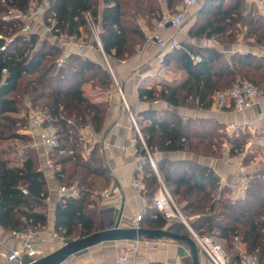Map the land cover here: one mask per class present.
Returning <instances> with one entry per match:
<instances>
[{
	"label": "trees",
	"instance_id": "obj_1",
	"mask_svg": "<svg viewBox=\"0 0 264 264\" xmlns=\"http://www.w3.org/2000/svg\"><path fill=\"white\" fill-rule=\"evenodd\" d=\"M5 1L0 0V46L3 42L1 36L15 35L21 28L20 22L4 18L7 7L13 5L26 9L30 3V0ZM179 1L165 0L167 9L176 8ZM50 2V9L44 17L52 28V35L84 41L85 34H91L86 18L90 13L100 27L102 47L110 61H123L133 56L146 40L140 20L154 29L163 13L162 0ZM223 5L224 0L214 8L217 31L236 29L239 23L242 28L247 27V38L255 37L256 41L264 42V15L254 13L252 9L245 14V0H236L226 11L222 10ZM208 21L209 25L215 26L210 18ZM38 35L36 32L28 38L17 35L7 50L0 52V143L26 140L19 131L29 122L28 117L17 116L26 110V100L34 108L46 110L49 124L56 127L59 138V145L50 152L52 164L57 168L56 178L61 186L76 184L81 190L79 198L62 197L56 208L55 230L72 241L103 230L99 227L97 208L91 207L96 202L92 196H99L102 188L99 182L107 186L110 180L99 144L89 148L82 135L87 128L93 133H102L109 103L91 101L83 86L89 83L95 90L107 89L114 85V78L102 63L78 53L69 54L65 65L58 67L64 49ZM93 43L98 48L97 43ZM191 53L200 55L202 60L194 61ZM166 64L167 68L184 71L187 78L181 84L163 85L161 89L141 87L139 99L163 100L173 106L194 102L208 109L214 104L215 94L228 90L238 78L251 80L259 90L264 88V56L253 53L229 57L217 51L200 54L181 43L180 48L167 55ZM5 68L6 74L3 72ZM141 116L144 123L139 122L140 130L153 158L157 152L180 151L219 157L223 155L225 143L231 156H239L252 138L250 132L243 130L230 135L224 129L225 125L213 121H184L182 116L169 110L162 114L148 110ZM137 148L145 158L142 192L149 202L142 215L141 227L164 229L170 221L157 210L154 202L161 183L139 137ZM0 149V227L8 232L23 231L30 226L36 229L47 227L45 202L49 186L38 164L36 151L28 147L23 161L13 163L4 157L6 150ZM254 156L253 153L247 154L244 164L249 165ZM157 169L195 232L227 245L228 252L234 249L232 242L239 236L246 249L264 264V170L249 174L247 195L233 200L231 191L222 186L215 170L192 159L158 160ZM23 189H27L28 194H24ZM170 230L192 237L187 226L177 220L171 222ZM236 258L238 260L237 254ZM185 264L193 263L186 258Z\"/></svg>",
	"mask_w": 264,
	"mask_h": 264
},
{
	"label": "crops",
	"instance_id": "obj_2",
	"mask_svg": "<svg viewBox=\"0 0 264 264\" xmlns=\"http://www.w3.org/2000/svg\"><path fill=\"white\" fill-rule=\"evenodd\" d=\"M221 1L222 0H203L199 6L190 9V13L180 32H177L173 28H167L161 32L160 36L166 40L175 36L180 43L192 47L200 54L217 51L225 54L227 57L234 54L246 53L264 56V42L256 41L255 37L247 38V27L242 28V26L237 23L236 29H231L229 27L230 29L224 32L216 30L215 22L217 19L215 20L214 8H217ZM235 1L236 0H224L222 10L226 11L228 7L232 8ZM162 9L164 12L168 10L165 0H162ZM251 9L254 13L264 15V0H245V14L251 11ZM209 18L214 22L215 26L208 24ZM140 24L146 34V40L137 48V52L133 56L123 61L113 60V67L111 66L116 80L122 88L129 111L125 108L124 102L118 94L113 101L110 102L108 100L106 93L108 88L95 90L89 83L83 86L85 95L91 101L109 103L103 131L102 133L95 134L98 139H106L109 142L108 149L105 152H100L107 164L110 180L107 186H103L101 182L98 184L99 187H102L100 190L117 187L119 192L115 199L113 198L112 201L107 200V202H104L106 200H103L100 196H92V200L96 202L91 205V207L94 208L95 206L97 208L98 217L102 223L100 227L103 229L114 226L120 217L123 218L121 220V226H128L132 217L135 214H144L149 204L147 197H145L142 192L145 184L143 183L142 190H138L133 184L136 179L142 180L145 158L139 153L137 148L138 142H134L139 136L131 121V114L138 122V126L139 122L144 123L141 116L143 112L154 110L162 114L164 111L169 110L182 116L184 121L188 119L190 121L192 120L193 123L199 121H213L225 125L224 129L230 135L240 130L251 133L252 143H249L243 151L242 154L244 157H241L242 154L234 157L231 156L229 147L225 148L223 144V155L216 158L195 155L189 151L157 152L155 158L151 156L156 164L158 160L162 159H192L199 164L213 168L220 176L221 183L224 182L226 184L238 181L241 178H247L249 174L264 170V130L262 128L264 123V88L261 87L262 90L260 89L261 101L259 106L250 108L244 113L236 112L232 103H229V105L225 106L222 110H219L215 104L207 109L194 102L184 106H173L163 100L151 102L139 99V88L141 87L149 89L155 87L161 89L163 85L181 84L187 78L186 73L177 68L168 67L167 70L161 74L153 72L151 62L160 53V50L154 41L147 40V36L152 33L154 29L149 28L143 20H140ZM205 25L206 28L204 29ZM32 28L33 32L39 35L40 33H45L44 26L43 28L42 25L40 26L39 20L33 24ZM34 28L37 29L34 31ZM46 33V37H51L52 34L50 32ZM85 36L91 37V34H85ZM52 40L55 44H58L64 49V57H67L71 53H78L91 60L102 63L101 55L103 54L100 49L94 45L92 38L90 42H85L83 40L75 41L74 39L66 37H64V39L53 37ZM81 42L87 44V48L83 53L79 52V44ZM110 88L115 89L114 86ZM115 92L117 93L116 90ZM26 105L27 107L23 115H27L28 111L33 107L30 102H27ZM30 126L33 135L36 137V144L40 146V148L37 149H39L42 170L47 177L49 186V195L45 202V210L48 215V226L43 228L41 235L33 238L32 242L37 243L38 246H42L43 255H46L60 247L59 242L53 237L52 233L53 230H55L57 205L61 198L67 195L61 192L62 186L55 174L57 168H55L53 164L48 165L46 162L48 150L41 144L38 130L32 125ZM233 126L234 128L236 126L239 128L234 129ZM87 129L82 131V135L87 145H89V148L99 144L101 149L102 143L88 141L85 135ZM224 129L220 130L224 131ZM253 132L257 135H253ZM15 150L17 152L20 151L18 144L15 145ZM19 153L22 155V150ZM252 153L255 154L254 159L249 165H245L243 162L245 156ZM22 156L24 157V155ZM224 187L227 186L224 185ZM171 222L172 221L168 223V226H170ZM0 241L9 248H15L18 245L17 237L12 232L5 231L1 227ZM126 243L127 240L106 241L70 256L61 264H119L116 258ZM198 251L199 264H214L199 248ZM236 254L235 249H232L231 252L227 251V255L230 257L232 264H236L238 261ZM192 255V248L187 242L166 239L157 246H149L143 243L137 259V264H185L186 258H190L193 263ZM0 264L10 263L0 259Z\"/></svg>",
	"mask_w": 264,
	"mask_h": 264
},
{
	"label": "built area",
	"instance_id": "obj_3",
	"mask_svg": "<svg viewBox=\"0 0 264 264\" xmlns=\"http://www.w3.org/2000/svg\"><path fill=\"white\" fill-rule=\"evenodd\" d=\"M202 1L203 0H180L177 10L175 12H163L160 15L159 19L155 23L153 32L147 36V40L154 41L160 50V53L151 62V68L156 74H161L165 72V70H167V55L181 47L180 41H178L175 36L169 40H166L160 36L161 32L167 28H173L177 32H180L183 28L184 22L186 21L190 13V9L192 7L199 6ZM3 3H6V1L3 0ZM50 6V0H30V3L26 9L20 8L18 6L9 5L7 7V12L4 18L20 22L21 28L15 35L8 37L1 36L3 42L0 46V52H5L9 45L13 43L17 35H21L28 38L33 33V24L37 22L40 18H43L45 16V14L50 9ZM86 18L91 33V38L97 43L98 48L104 55V58L107 62V65L114 78L115 85L117 87V93L113 88H108L106 90L107 98L111 102L118 94V96L124 102L125 108L127 109V111H129V107L126 103L122 88L118 84L116 77L113 73L112 67L109 64L108 57L106 56L103 50L100 39V28L90 13L86 14ZM48 30L50 31V33L52 32L51 27H49ZM86 48L87 44H79L80 53H83ZM190 55L194 61L200 62L202 60V57L200 55L192 53ZM65 63L66 57L63 56L58 60L57 66L62 67L65 65ZM3 72L6 74L7 69L5 68ZM260 101L261 92L258 86L247 78H238L228 90L219 91L214 96V104L217 105V108L219 110H222L225 106L229 105V103H232L235 111L239 113H244L250 108L259 106ZM130 116L131 121L135 129L137 130L138 136L149 155L151 165L155 170L156 174L158 175L161 183L160 189L154 198L155 207L157 208V210L169 221H182L189 228V231L191 232L192 238L196 242L197 247L203 253H205L214 264H232L230 257L227 255V253L223 249V246L220 243L215 241L213 237L201 236L192 229V227L184 217L181 209L177 205L175 197L171 195L167 187L164 185L159 175L157 164L153 161L147 148V145L144 141V138L138 126V122L132 114ZM27 117L30 125H32L38 130L41 144L48 150L46 154L47 164H52V161L50 159V152L59 145V138L56 127H54L52 124H49L50 119L46 110L40 107H32L28 111ZM236 128L238 129L239 127L236 126L234 129ZM262 128L264 130V123L262 125ZM85 135L88 141H91L93 143H102V147L100 149L101 152H105L108 149V140H102L100 138L98 139L96 137V134L93 133L92 130L87 129ZM253 135H255V132H253ZM134 142L137 143L138 139H135ZM250 143H252V140ZM224 146L225 148H228L227 143H225ZM241 157H244V155L242 154ZM133 184L138 190L143 189L142 180L136 179ZM224 185H226L231 191V196L233 200L242 199L248 193L250 179L249 177L241 178L238 181H234L228 184L222 182V186ZM61 192L64 195L73 198H79L81 195V190L76 184H73L71 186H62ZM118 192L119 189L117 187H113L110 189L100 190L98 194L103 200H106L104 202H107V200L112 201L113 198L115 199V197H117L118 195ZM23 193L28 194L27 189H23ZM142 215L143 214H135L132 217L128 226L136 229L141 228ZM122 219L123 218L121 217V220ZM42 230L43 229H36L30 226L23 231H13L12 233L18 239V245L15 248H9L0 241V259L10 264H30L37 260L39 257L43 256V247L38 246L37 243L32 242L33 238L41 235ZM52 235L59 242L60 246L66 244L69 241L66 236L60 234L56 230H53ZM165 240V238L148 239L144 237L127 240L126 245L120 251V254L117 256L116 261L119 264H137V259L141 252V246L143 243L149 246H157L163 243ZM232 246L238 255V261L236 264H260L256 255L246 249L245 243L241 241L239 236H236L234 238Z\"/></svg>",
	"mask_w": 264,
	"mask_h": 264
},
{
	"label": "water",
	"instance_id": "obj_4",
	"mask_svg": "<svg viewBox=\"0 0 264 264\" xmlns=\"http://www.w3.org/2000/svg\"><path fill=\"white\" fill-rule=\"evenodd\" d=\"M156 238V239H171L174 241H185L190 244L193 255V263L199 264V251L194 239L190 236L175 233L170 230V226L164 229H146V228H132L129 226H121V217L114 226L107 229L100 230L89 236L77 238L68 241L66 244L58 247L52 252L39 257L30 264H61L70 256L84 251L97 244L112 241V240H132L136 238Z\"/></svg>",
	"mask_w": 264,
	"mask_h": 264
},
{
	"label": "rangeland",
	"instance_id": "obj_5",
	"mask_svg": "<svg viewBox=\"0 0 264 264\" xmlns=\"http://www.w3.org/2000/svg\"><path fill=\"white\" fill-rule=\"evenodd\" d=\"M169 11H174V10H176V8H172V9H168ZM167 10V11H168ZM164 12V11H163ZM46 17H43V18H40L39 19V21H40V26L42 25V28H43V26H44V31H45V33H43V34H41L40 33V35H38L39 37H40V39H48L49 41H52L53 42V40H52V38L53 37H55L54 35H51V37H46L47 36V33L46 32H50L48 29H49V26L46 24ZM153 23H154V21H153ZM152 23V24H153ZM37 28H34V31L36 30ZM59 38H64V37H59ZM67 38V37H66ZM84 38V41L85 42H90L91 41V37L90 36H84L83 37ZM92 42H93V40H92ZM82 43V42H81ZM101 60H102V64H103V66L105 67V68H107L109 71H110V69H109V67H108V65H107V62H106V60H105V58H104V55H101ZM108 61H109V64L112 66L113 64H112V60L110 61L109 60V58H108ZM113 67V66H112ZM111 72V71H110ZM114 90H116L117 91V87H116V85H115V81H114ZM222 90H224V89H222ZM28 101L26 100V102L25 103H27ZM17 116H20V117H22V116H24L23 115V111L20 113V114H18ZM140 125V124H139ZM31 126H30V123L29 122H27V123H25V125L20 129V134H22V135H24V136H26V140H9V141H4V142H1L0 143V147L1 148H3L4 150H6V154L4 155V157L5 158H9L13 163L14 162H17V163H21L22 161H23V156L22 155H25V150L28 148V147H30V148H33L35 151H36V154H37V156H38V160H39V162H38V164H39V166H40V169L42 170V166H41V160H40V154H39V149H37V148H40V146H39V144H38V146H37V144H36V137L33 135V131L31 130V128H30ZM218 141H220V140H218ZM16 144H18L19 145V148H20V151H16L15 150V148H14V146L16 145ZM1 150V149H0ZM21 150H22V155H20V153L19 152H21ZM216 158V157H215ZM176 198V197H175ZM176 201H177V198H176ZM178 202V201H177ZM179 204V203H178ZM179 205H181V204H179ZM102 223H101V221L99 220V227L100 226H102L101 225ZM217 241V240H216ZM218 243H220L222 246H223V249L225 250V252L227 253V251H228V249H227V245H225V244H223L222 242H219L218 241ZM262 264V263H261Z\"/></svg>",
	"mask_w": 264,
	"mask_h": 264
}]
</instances>
